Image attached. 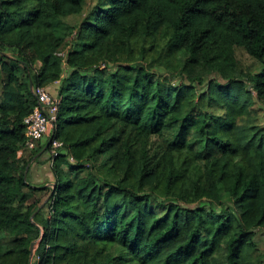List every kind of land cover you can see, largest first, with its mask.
<instances>
[{
  "label": "trees",
  "instance_id": "trees-1",
  "mask_svg": "<svg viewBox=\"0 0 264 264\" xmlns=\"http://www.w3.org/2000/svg\"><path fill=\"white\" fill-rule=\"evenodd\" d=\"M2 70L0 264L38 238L36 264H264V0H0ZM57 78L53 130L23 157ZM52 139L54 181L32 184Z\"/></svg>",
  "mask_w": 264,
  "mask_h": 264
},
{
  "label": "rangeland",
  "instance_id": "rangeland-1",
  "mask_svg": "<svg viewBox=\"0 0 264 264\" xmlns=\"http://www.w3.org/2000/svg\"><path fill=\"white\" fill-rule=\"evenodd\" d=\"M72 19H73L72 17H70V18L68 17L67 20L71 21ZM70 44H68V46L66 47V50L62 51V53H61L62 56L64 54H66L63 56L65 58V60L63 59L65 62L61 63L62 69L60 71V74L62 76L65 74V72L67 70L66 69V63H67L66 59H67V53H68L67 49L69 47H71ZM12 49H13L12 47L7 48L6 53L12 54L13 53ZM236 52H237V58L245 70H249V69L257 66L256 60L253 57H251L245 50H243L242 48H237ZM41 65H42V63L40 61H38L35 64V68L39 69L41 67ZM6 77H7V72L4 70L0 71V94L3 93V85L5 83L4 81L6 80ZM60 79L61 78H57L54 81H51L47 85L43 86L50 92V95L52 96V98H56L58 95V90H59L60 82H61ZM259 121H260L261 127H264V113L263 112L260 115ZM52 130H53V124L50 125L48 134H50L52 132ZM42 139L45 140L46 137L44 136ZM21 152H22L21 154L23 157L25 156L26 158H28L31 155L32 150H29V148L27 149L26 147H23ZM52 154H53V152H52V148H51L48 151H45L43 153H38V154H36V156H34V158L32 160H33V162L35 161V163L32 164L31 169L29 168V180H30V182H32L34 184H42V183H51L52 182L49 180L47 182L48 178L44 177V176H46V174L48 172L51 174L52 168H51L50 163L53 160ZM70 160L73 161L74 158L70 157ZM192 204H195V203H192ZM217 206L220 207L219 205H217ZM43 214L45 216L49 215L47 207L44 208ZM253 234H254V239H256L258 241L257 248L259 249L260 252H264V237H263L264 234L262 232H258L257 229L253 231ZM39 240H40V238L34 240L30 244V247H29L30 248V254H29V261L30 262H29V264H36V262L39 259L38 255L36 254V250L40 244ZM10 244H11V241H10L9 236L5 235L3 233H0V250H1V252L8 249L10 247ZM9 260H10L9 257L3 256L1 258V263H5Z\"/></svg>",
  "mask_w": 264,
  "mask_h": 264
},
{
  "label": "built area",
  "instance_id": "built-area-1",
  "mask_svg": "<svg viewBox=\"0 0 264 264\" xmlns=\"http://www.w3.org/2000/svg\"><path fill=\"white\" fill-rule=\"evenodd\" d=\"M35 91L38 95L39 106L25 118L27 124L25 145L29 149L35 148L36 144L45 134L49 133V127L56 120L59 100L52 98L50 92L43 86H37ZM62 142L52 139L51 147L54 153Z\"/></svg>",
  "mask_w": 264,
  "mask_h": 264
},
{
  "label": "crops",
  "instance_id": "crops-1",
  "mask_svg": "<svg viewBox=\"0 0 264 264\" xmlns=\"http://www.w3.org/2000/svg\"><path fill=\"white\" fill-rule=\"evenodd\" d=\"M33 163H35V161L33 162V160L31 161V163H30V165H29V168L31 169L32 168V164ZM42 165V164H41ZM44 177H47L48 179H47V182H48V180L49 181H54V176H53V173H52V171H51V174L48 172L47 174H46V176H44ZM32 184H34V183H32ZM42 184H44V183H42ZM42 184H35V185H42ZM45 184H47V183H45Z\"/></svg>",
  "mask_w": 264,
  "mask_h": 264
},
{
  "label": "water",
  "instance_id": "water-1",
  "mask_svg": "<svg viewBox=\"0 0 264 264\" xmlns=\"http://www.w3.org/2000/svg\"><path fill=\"white\" fill-rule=\"evenodd\" d=\"M39 241H41V238H40V240Z\"/></svg>",
  "mask_w": 264,
  "mask_h": 264
}]
</instances>
